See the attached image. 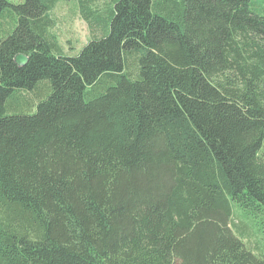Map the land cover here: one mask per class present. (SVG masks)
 Returning a JSON list of instances; mask_svg holds the SVG:
<instances>
[{
    "label": "trees",
    "instance_id": "16d2710c",
    "mask_svg": "<svg viewBox=\"0 0 264 264\" xmlns=\"http://www.w3.org/2000/svg\"><path fill=\"white\" fill-rule=\"evenodd\" d=\"M76 1L69 56L59 0H0V264H264L231 226L264 209V14Z\"/></svg>",
    "mask_w": 264,
    "mask_h": 264
},
{
    "label": "rangeland",
    "instance_id": "374dc122",
    "mask_svg": "<svg viewBox=\"0 0 264 264\" xmlns=\"http://www.w3.org/2000/svg\"><path fill=\"white\" fill-rule=\"evenodd\" d=\"M10 1L16 3L23 0ZM75 6H77L76 0H59L53 8L56 19L53 30L62 44L65 51L64 54L69 56L76 55L90 39L89 36L91 35L87 23L82 19ZM251 8L259 14H264V0H253ZM96 32L98 33V31ZM24 91L32 92L33 94H24ZM50 91L51 87L46 91L43 89L40 91L38 88L32 91L30 89H22L21 92L25 96L24 99L20 102L12 103L8 111L33 113L37 108L38 101L46 98ZM31 99L33 100L31 101ZM259 153L264 157V139ZM232 209L231 226L233 231L242 238L247 248L257 254L264 255V209L253 214L235 203L232 205Z\"/></svg>",
    "mask_w": 264,
    "mask_h": 264
},
{
    "label": "water",
    "instance_id": "95a60500",
    "mask_svg": "<svg viewBox=\"0 0 264 264\" xmlns=\"http://www.w3.org/2000/svg\"><path fill=\"white\" fill-rule=\"evenodd\" d=\"M28 56L22 52H18L14 55L13 60L17 65H23L26 63Z\"/></svg>",
    "mask_w": 264,
    "mask_h": 264
}]
</instances>
